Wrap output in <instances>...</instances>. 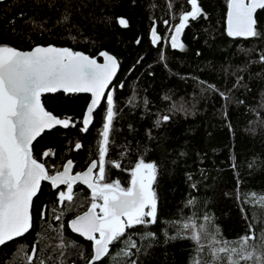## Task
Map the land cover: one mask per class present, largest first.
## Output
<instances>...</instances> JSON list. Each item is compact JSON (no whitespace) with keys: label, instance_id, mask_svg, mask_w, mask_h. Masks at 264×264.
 <instances>
[{"label":"trees","instance_id":"1","mask_svg":"<svg viewBox=\"0 0 264 264\" xmlns=\"http://www.w3.org/2000/svg\"><path fill=\"white\" fill-rule=\"evenodd\" d=\"M198 2L206 15L190 20L183 30V50L173 49L170 37L181 13L190 10L185 0L0 2V45L18 50L54 45L96 58L108 52L118 60L120 69L107 94L113 96L117 114L105 182L119 180L128 187L139 158L158 165L157 221L126 231L121 240L136 243L130 255L116 257L125 245H113L111 256L119 264H191L193 241L169 239L177 233L170 222L182 216L199 223L210 214L229 240L244 235L250 226L259 234L253 217L262 210L246 194L264 193V10L257 12L260 36L230 37L225 22L228 0ZM118 17L128 26L119 25ZM153 27L162 38L158 45L151 41ZM106 97L83 132L89 96L42 95L46 110L70 118L68 127L45 131L33 142L34 156L50 174L68 160L75 169L98 160ZM181 106L184 110H177ZM164 114L171 119L156 126ZM45 151L54 154L43 157ZM60 191L67 189L42 184L32 203V228L0 247V264H28L29 255L34 256L32 264H84L89 259L90 243L68 228L71 218L89 208L86 191L73 189V201L63 204ZM190 199L194 204H187ZM148 232L155 236L144 238Z\"/></svg>","mask_w":264,"mask_h":264},{"label":"snow or ice","instance_id":"2","mask_svg":"<svg viewBox=\"0 0 264 264\" xmlns=\"http://www.w3.org/2000/svg\"><path fill=\"white\" fill-rule=\"evenodd\" d=\"M185 2L190 5V10L181 13L179 23L174 27V34L170 37L173 49H184L180 37L189 21L206 15L198 0ZM227 7L228 36L254 38L261 35L257 30V11L264 10V0H228ZM117 23L123 27L128 26V21L123 17H118ZM164 23L167 24L168 21ZM151 38L153 44L160 43L162 39L155 27L151 30ZM100 56L104 58L102 64L83 52L69 48L36 46L31 51H21L15 47L0 45V246L22 237L32 228L33 198L40 191L42 181H49L56 188L60 185L67 186L66 192H59L61 204L73 201V185L77 181L91 189L90 208L71 221L74 232L94 242V252L89 264H104L105 258H109V264L112 261L119 264L116 257L130 255V250L136 247L135 241L121 240L126 231L156 223V163L139 158L131 169L128 187L122 186L119 180L105 182L106 156L113 120L117 114L111 94L106 97V117L97 149L98 163L93 160L87 171L72 175L73 165L69 160L63 171L50 175L46 165L39 162L33 154V142L46 129L56 125L68 127L70 124V118L60 119L45 109L41 101L44 94L58 91L91 93L93 98L82 120V130H88L93 112L101 100L105 99V91L118 68V61L114 56L107 52H101ZM261 59L264 60V56ZM177 110L184 109L181 106ZM170 119L168 114L159 116L156 126ZM75 147L79 149L81 144L76 143ZM53 154L45 151L41 155L48 157ZM108 163L121 167L113 161ZM97 168L98 174L94 176L93 170ZM188 179L191 180V176ZM191 187L195 188V183ZM247 196H251L262 210L259 217H253L260 225L259 234L252 231L250 226L244 235L234 240L225 239L214 224V217L205 214L203 222L199 223L195 218L183 216L180 220L170 222L177 228V233L169 239L193 241L195 254L191 264H264V193H251L246 194ZM187 204L192 205L194 201L190 199ZM41 216L43 218V213ZM56 219L59 220L60 217L57 216ZM167 235L165 232V236ZM154 236L155 233L148 232L144 238ZM118 243H123L127 250L121 248L116 257H112V247ZM64 246L61 244V247ZM33 259V255L27 256L28 264H32ZM131 264H135V261Z\"/></svg>","mask_w":264,"mask_h":264},{"label":"water","instance_id":"3","mask_svg":"<svg viewBox=\"0 0 264 264\" xmlns=\"http://www.w3.org/2000/svg\"><path fill=\"white\" fill-rule=\"evenodd\" d=\"M4 1H7V0H0V2H4ZM259 11V10H258ZM257 11V12H258ZM226 31H227V16H226ZM174 34V33H173ZM150 36H151V33H150ZM180 39H181V37H180ZM151 41H152V38H151ZM161 42V41H160ZM153 44V43H152ZM159 44V43H158ZM158 44H153V45H158ZM47 46H54V45H46V46H44V47H47ZM36 47V46H35ZM35 47H33L32 49H34ZM55 47H57V46H55ZM58 48H67V47H58ZM32 49H29V50H21V51H31ZM70 49V48H69ZM80 52V51H79ZM108 53V52H107ZM85 54V53H84ZM85 55H88V54H85ZM109 55H112V54H110L109 53ZM89 56V55H88ZM113 56V55H112ZM90 57H92V56H90ZM115 57V56H114ZM92 58H95L96 60H97V62L98 63H104V58L102 57V56H99V58H96V57H92ZM118 61V60H117ZM119 69H120V66H119V63H118V68H117V72H116V75L114 76V78L112 79V81H111V83L108 85V87H107V89H106V91H105V97L107 96V94H108V92H109V89H110V87H111V85H112V83H113V81H114V79L116 78V76H117V74H118V72H119ZM56 93H64L63 91H58V92H56ZM51 94H53V93H51ZM64 94H84V95H87V96H89V101H88V104H87V106H86V109H85V111H84V115H83V118L85 117V115H86V112H87V108H88V106L91 104V100H92V94L91 93H64ZM103 100L104 99H102L101 100V102H100V104L97 106V108L94 110V112H93V120H94V113L98 110V108L100 107V105L102 104V102H103ZM83 118H82V120H83ZM93 120H92V122L89 124V126H88V129L91 127V125H92V123H93ZM58 127H63L62 125H56L55 127H53V128H51V129H46L45 131H50V130H53V129H55V128H58ZM82 129H83V124H82ZM44 131V132H45ZM83 131V130H82ZM43 132V133H44ZM83 132H85V131H83ZM42 133V134H43ZM41 134V135H42ZM38 138V137H37ZM69 161V160H68ZM68 161H66L65 162V164L63 165V167L61 168V170H59V171H63V168H64V166L67 164V162ZM72 170H71V174L72 175H76V174H78V173H76V174H73V169H74V164H73V162H72ZM90 166V163H89V165L87 166V168L84 170V171H82V172H80V173H83V172H85V171H87V169H88V167ZM95 170H97V169H94L93 170V175H94V172H95ZM55 174V173H54ZM42 182H47V183H50L49 181H42ZM42 182H41V185H42ZM78 183H80V184H82L84 187H86L87 189H89L90 191H91V189L90 188H88V186L86 185V184H83L82 182H80V181H77L75 184H78ZM74 184V185H75ZM63 185H60L59 186V188L60 187H62ZM41 188V187H40ZM52 188H53V190H57L58 188H56V187H53L52 186ZM35 198V197H34ZM34 198H33V200H34ZM89 209V208H88ZM87 209V210H88ZM87 210H85V211H87ZM84 211V212H85ZM84 212H82V213H80V214H78L77 216H79V215H83V213ZM77 216H75V217H73V218H71L69 221H68V228H69V230L73 233V234H75V235H77V236H79V237H81L83 240H85V241H89L86 237H84V236H82V235H80L79 233H77V232H74L73 230H72V228H71V221L73 220V219H75ZM21 237H18V238H16V239H14V240H12V241H8V242H6V244L7 243H10V242H14V241H16V240H18V239H20ZM0 247H2V246H0ZM93 252H94V243H93V246H92V255H93ZM90 261V260H89ZM86 264H89V262L88 263H86Z\"/></svg>","mask_w":264,"mask_h":264},{"label":"flooded vegetation","instance_id":"4","mask_svg":"<svg viewBox=\"0 0 264 264\" xmlns=\"http://www.w3.org/2000/svg\"><path fill=\"white\" fill-rule=\"evenodd\" d=\"M82 124V123H81ZM59 128V127H58ZM65 128V127H64ZM51 131V130H50ZM96 160V159H95ZM93 161V160H92ZM97 161V163H98V160H96ZM91 163V162H90ZM89 165V164H88ZM87 165V166H88ZM87 166L86 167H84V168H80V169H75V167H74V169H73V174H76V173H80V172H82V171H84L86 168H87ZM50 174V173H49ZM52 174H54V173H52ZM98 174V168H97V170H95V172H94V176H96ZM51 175V174H50ZM44 183H46V184H48L51 188H52V186H51V184L50 183H47V182H42V184H44ZM42 186V185H41ZM60 188H65V190L67 189V186L66 185H63L62 187H60ZM60 188H58V189H60ZM80 189V188H83L86 192V196L88 197V201H89V208H90V206H91V203H92V195H91V191L89 190V189H87L86 187H84L82 184H80V183H78V184H75V185H73V189ZM53 189V188H52ZM97 203H99V201H97ZM97 211H99V209H97ZM87 242H89L90 243V246H91V256L89 257V259L84 263V264H86V263H88L89 262V260L91 259V257H92V246H93V241H87ZM100 262H97V264H99Z\"/></svg>","mask_w":264,"mask_h":264},{"label":"rangeland","instance_id":"5","mask_svg":"<svg viewBox=\"0 0 264 264\" xmlns=\"http://www.w3.org/2000/svg\"><path fill=\"white\" fill-rule=\"evenodd\" d=\"M173 33H174V31L172 32V35H173ZM172 35H171V36H172Z\"/></svg>","mask_w":264,"mask_h":264}]
</instances>
